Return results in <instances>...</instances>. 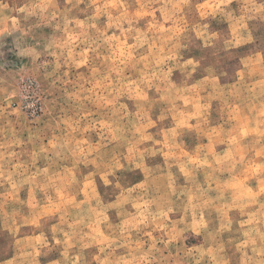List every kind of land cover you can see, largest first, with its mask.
I'll list each match as a JSON object with an SVG mask.
<instances>
[{
	"label": "rangeland",
	"instance_id": "obj_1",
	"mask_svg": "<svg viewBox=\"0 0 264 264\" xmlns=\"http://www.w3.org/2000/svg\"><path fill=\"white\" fill-rule=\"evenodd\" d=\"M0 264H264V0H0Z\"/></svg>",
	"mask_w": 264,
	"mask_h": 264
}]
</instances>
